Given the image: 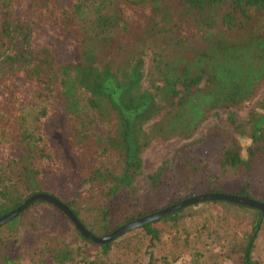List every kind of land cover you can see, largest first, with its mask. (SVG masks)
Returning a JSON list of instances; mask_svg holds the SVG:
<instances>
[{"label": "trees", "instance_id": "obj_1", "mask_svg": "<svg viewBox=\"0 0 264 264\" xmlns=\"http://www.w3.org/2000/svg\"><path fill=\"white\" fill-rule=\"evenodd\" d=\"M21 4V0H0V217L29 196L47 193L66 205L93 235H107L144 214L125 210L115 223L111 221L117 196L127 194L133 203L139 202L134 183L143 174L141 154L146 147L173 138L189 141L213 110L242 108L264 86V27L253 24L256 15L264 13V0H26ZM47 29L56 39L70 42L72 59L59 61L50 45L37 44V34ZM46 97L53 107L49 115L41 107L45 119L38 134L28 123L26 110L31 100L39 105ZM263 108L264 103L250 110L245 122L251 140L246 158L238 145L223 142L215 155V173L210 180L202 177L206 164L179 155L212 137L223 140L224 130L210 127L147 175L146 195L162 189L171 161L183 170L181 200L202 192H223L214 185L226 176H252L255 165L264 168ZM229 121L235 124L231 115ZM95 123L104 127L105 136L94 132ZM58 155L77 186L65 200L43 187L45 170L56 167ZM248 187L246 181L237 193L251 198ZM40 203L47 202L36 201L0 225V264H23L22 257L34 252L45 264H106L113 244L126 234L95 243L98 252L88 257L84 245L94 242L54 207L71 222L82 245L73 247L50 233L33 238L41 231ZM199 205L221 209V216L214 217L215 229L210 226L218 236V223L228 227L248 219L250 229L233 245L234 252L240 264H259L252 252L264 213L218 200L183 207L128 231L141 230L149 237L143 251L147 264H154L152 248L160 241L155 225H176L184 210Z\"/></svg>", "mask_w": 264, "mask_h": 264}, {"label": "rangeland", "instance_id": "obj_2", "mask_svg": "<svg viewBox=\"0 0 264 264\" xmlns=\"http://www.w3.org/2000/svg\"><path fill=\"white\" fill-rule=\"evenodd\" d=\"M21 5L26 4V0H21ZM253 24L262 29L264 27V13L256 15ZM37 44L50 45L55 57L59 61L70 60L75 53L70 42L58 40L51 36L49 29L40 32L36 36ZM165 50V49H164ZM146 51L145 60L148 63L149 56ZM147 84V82H146ZM45 101L39 105L31 100L27 107L28 123L32 125L39 134L42 130L45 117L40 114L41 107H45L47 115L53 107L52 99L44 98ZM264 103V86L259 90L256 97L247 105L239 109H215L210 113L206 121L202 123L192 139L204 136L210 127L216 126L224 130L223 140L219 137H212L207 142L194 148L181 151L179 156H188L196 164H206V168L201 170V176L211 179V174L215 173L214 159L223 142L236 144L242 151V157H247V148L251 145L249 139L248 126L245 125L249 111ZM264 113L263 110H260ZM46 115V116H47ZM233 116L235 124H231L229 116ZM57 114L53 115L52 122L55 123ZM235 125L239 126L235 130ZM93 130L99 135L105 136L106 132L101 124L95 123ZM148 130V127L146 128ZM189 140V141H190ZM180 138H173L166 142L153 141L142 152L143 174L134 183L136 196L139 198L138 204L133 203L127 194L117 196L113 204L112 223H115L126 210L134 215L143 214L137 218L152 213L154 210L163 209L169 203L180 201L183 195V187L180 186V179L183 174L182 168L177 161H171L170 170L166 173L163 187L157 193L146 195L149 187L147 175L154 173L159 167L170 161L174 151L184 143ZM11 154H15L12 152ZM17 154V153H16ZM15 154V155H16ZM112 161H114L111 158ZM72 171L68 168L65 160L61 156L56 158V167H47L43 178V187L65 200L76 192L73 182ZM231 175V174H230ZM226 176L216 183L215 188L225 193H235L241 189L242 185L248 181V191L252 199L264 202V168L255 165L252 176L239 174ZM190 187H194L192 184ZM194 189V188H193ZM197 192V191H196ZM188 193V191L186 192ZM204 193V192H202ZM183 199V198H182ZM38 208L41 211L40 233L33 238H38L41 234H54L58 239L73 247L82 245L75 231L71 230V222L58 213L50 203H40ZM221 209L216 205L193 206L184 210L176 225L166 222H158L155 227L160 231V241L156 242L152 248L154 264H174L178 259H183L184 264H240V256L234 252L233 245L239 243L243 238V233L248 232L250 226L248 219H244L241 225L221 226L217 224L219 236L212 233L215 229L216 221L214 217H220ZM135 218V219H137ZM205 225V227H203ZM86 228V227H85ZM87 229V228H86ZM88 230V229H87ZM105 236V235H104ZM33 240V239H32ZM149 237L141 230H134L119 237L113 244L109 255L106 257V264H147L148 256L144 248L148 244ZM98 244V243H97ZM83 251L88 257H93L98 252V247L94 243L84 245ZM137 251V252H134ZM39 254L34 252L31 256L22 257L23 264H45L38 258ZM252 257L259 264H264V218L261 230L255 240ZM48 264H52L48 262ZM68 264H84L82 262Z\"/></svg>", "mask_w": 264, "mask_h": 264}, {"label": "water", "instance_id": "obj_3", "mask_svg": "<svg viewBox=\"0 0 264 264\" xmlns=\"http://www.w3.org/2000/svg\"><path fill=\"white\" fill-rule=\"evenodd\" d=\"M228 201L237 204H241L244 206H249L252 208H256L264 213V202L240 195L235 193H225V192H204L197 195H193L191 197L180 200L177 203H174L170 206H167L158 211L147 214L143 217L134 219L128 223H125L112 232L108 233L105 236L97 237L93 235L90 231H88L85 226L77 219V217L73 214V212L68 209L66 205L60 202L54 196L47 193H35L28 198H26L18 207L9 211L8 213L2 215L0 217V225L9 219L18 216L21 212H23L27 207H29L32 203L36 201H46L61 211L68 219L74 224L75 228L86 238H90L95 243H105L110 242L111 240L121 236L124 233H127L130 230L141 227L148 222L155 221L162 216H165L169 213H172L178 209L183 207L194 205L196 203L202 201Z\"/></svg>", "mask_w": 264, "mask_h": 264}, {"label": "built area", "instance_id": "obj_4", "mask_svg": "<svg viewBox=\"0 0 264 264\" xmlns=\"http://www.w3.org/2000/svg\"><path fill=\"white\" fill-rule=\"evenodd\" d=\"M174 264H184V261L180 258Z\"/></svg>", "mask_w": 264, "mask_h": 264}]
</instances>
